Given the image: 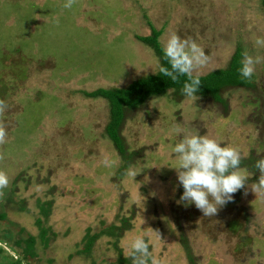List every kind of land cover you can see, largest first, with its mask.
<instances>
[{
  "label": "rangeland",
  "instance_id": "1",
  "mask_svg": "<svg viewBox=\"0 0 264 264\" xmlns=\"http://www.w3.org/2000/svg\"><path fill=\"white\" fill-rule=\"evenodd\" d=\"M65 3L0 0V99L8 105L0 118L7 129L0 170L9 178L0 190V264H122L136 236L163 264H188L176 215L196 264H264V197L251 191L253 183L205 217L180 199L171 151L182 138L174 132L179 125L235 146L242 156H264V127L253 120L264 115V62L251 78L255 90L223 93L226 114L185 95L175 102L170 88L149 95L123 126L128 150H142L122 172L104 133L107 101L87 94L156 71L158 58L136 38L151 26L160 30L161 47L176 32L205 50L210 59L199 75L224 67L237 46L264 57L254 42L264 38L260 0ZM105 157L112 167L104 166ZM129 168L138 172L133 179ZM48 200L43 217L38 205ZM131 209L119 236L98 234L120 225ZM96 234L85 250L86 237Z\"/></svg>",
  "mask_w": 264,
  "mask_h": 264
},
{
  "label": "clouds",
  "instance_id": "2",
  "mask_svg": "<svg viewBox=\"0 0 264 264\" xmlns=\"http://www.w3.org/2000/svg\"><path fill=\"white\" fill-rule=\"evenodd\" d=\"M76 0H66L64 8H71ZM58 23V18H57ZM257 46L264 47V38L255 39ZM164 60L170 65L159 66V72L169 77L173 82H178L179 77L186 76L182 93L193 101L197 99L201 81L199 69L204 68L209 62L205 50L190 38H182L176 32L168 35L162 46ZM239 72L246 80H251L256 65L264 62V57H253L247 51L242 53ZM8 109L4 100L0 99V118ZM174 132L182 138L171 148L177 158V180L183 188L180 197L182 201L194 204L205 217H213L218 210L233 200L234 194L245 188L248 176L241 170L242 156L240 150L232 145L222 146L219 141L208 135H201L197 130L190 131L177 125ZM7 129L4 121L0 119V145L6 143ZM4 156L0 155V160ZM103 164L112 167L114 161L105 157ZM259 175L257 181L251 185V191L256 196L264 197V157L255 163ZM138 172L132 168L127 170V175L132 179ZM9 178L5 171L0 170V190L6 188ZM2 194V192H0ZM154 232V231H153ZM159 238V233L154 232ZM127 255L132 264H163L149 251V244L141 236H136L127 245Z\"/></svg>",
  "mask_w": 264,
  "mask_h": 264
},
{
  "label": "trees",
  "instance_id": "3",
  "mask_svg": "<svg viewBox=\"0 0 264 264\" xmlns=\"http://www.w3.org/2000/svg\"><path fill=\"white\" fill-rule=\"evenodd\" d=\"M260 3L261 6H264V0H260ZM159 34L160 30L151 26L149 35L136 37L141 42L149 45L155 56L158 58V67L154 73L134 78L124 87L97 88L87 93L89 96H99L107 101L108 120L104 125V133L110 140L116 154L122 160L119 172H122L127 165L131 164L135 158L141 154L142 150L141 148L128 150L122 135V129L125 122L132 118L137 111L145 108V100L149 95H158L163 93L167 88H170L173 101H179L181 97L184 96L181 89L183 87V83L187 80L186 76H181L179 77L178 82H173L169 77L163 76V74L159 72V66L161 64L164 67L170 68V65H168V63L164 60L162 47L158 41ZM241 60L242 51L240 47L237 46L224 67L213 69L205 74L199 75L201 85L198 92L195 93L197 101L213 105L220 111L221 114H226L228 110V103L227 99L223 96L224 92L230 88L255 90V83H253L252 80L244 79L239 72ZM253 120L260 122L262 127H264V115L262 119L256 117L253 118ZM258 159V155L254 151H250L246 156H242L240 168L249 173L248 183H255L257 181L259 172L255 168V163ZM179 191L183 192V188L180 184ZM239 192L240 190H238L235 194H239ZM50 203V200L39 203L38 210L43 217L48 215ZM132 213L133 209H131L128 217L120 219V225H111L108 229H102L98 234H112L115 235V237L119 236L120 233L126 230L129 226L128 220ZM176 225L179 230L180 243L183 246L188 264H196L195 257L191 254L188 241L182 231L178 215H176ZM233 225L237 226L232 222L231 226ZM112 230L115 231L113 232ZM98 234L86 237L84 242L85 250L89 249L91 242L98 236ZM33 240L34 238L30 237V243L26 246L27 250L32 247ZM119 261L122 264H132L130 262V258L119 257Z\"/></svg>",
  "mask_w": 264,
  "mask_h": 264
}]
</instances>
